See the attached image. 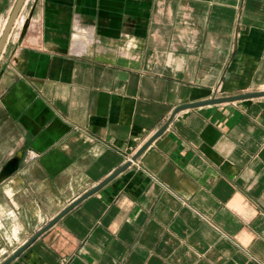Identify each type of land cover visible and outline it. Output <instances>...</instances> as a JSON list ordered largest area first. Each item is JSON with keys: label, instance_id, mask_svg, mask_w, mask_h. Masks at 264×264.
<instances>
[{"label": "crops", "instance_id": "obj_1", "mask_svg": "<svg viewBox=\"0 0 264 264\" xmlns=\"http://www.w3.org/2000/svg\"><path fill=\"white\" fill-rule=\"evenodd\" d=\"M15 3L0 0V35ZM31 11L0 56V170L22 152L0 182V264L179 104L264 89V0ZM9 264H264V96L179 111Z\"/></svg>", "mask_w": 264, "mask_h": 264}, {"label": "water", "instance_id": "obj_2", "mask_svg": "<svg viewBox=\"0 0 264 264\" xmlns=\"http://www.w3.org/2000/svg\"><path fill=\"white\" fill-rule=\"evenodd\" d=\"M26 0H16L10 15L8 16L5 26L0 35V56L2 51L7 43V40L12 32V29L16 23V20L20 16L22 7L24 6ZM33 11L30 12L29 16L25 19L22 29L20 32V36L23 37L30 25V20ZM264 96V89L262 90H253L249 92H242L238 94L232 95H224V96H214L205 100L193 101V102H186L179 104L176 106L168 120L148 139L144 144L140 146L136 150V152L131 156V158L125 162L122 166L112 172L109 176L105 179L100 181L98 184L81 194L78 198L73 200L70 204H68L65 208H63L58 214H56L45 226H43L38 232H36L31 238H29L22 246H20L13 254H11L4 262L1 264H9L12 260L18 257L28 246H30L42 233L48 230L52 225H54L61 217H63L68 211H70L73 207H75L78 203H80L83 199L88 197L89 195L95 193L99 189H101L104 185L110 182L114 177H116L120 172L127 169L133 161H135L145 150L146 148L159 136L161 135L169 126L170 122L172 121L173 117L181 110L197 107L205 104L211 103H224V102H232L240 99L252 98V97H260ZM22 160V152H17L14 156H12L1 168L0 170V182L4 179L8 178L12 174H14L21 163Z\"/></svg>", "mask_w": 264, "mask_h": 264}, {"label": "bare ground", "instance_id": "obj_3", "mask_svg": "<svg viewBox=\"0 0 264 264\" xmlns=\"http://www.w3.org/2000/svg\"><path fill=\"white\" fill-rule=\"evenodd\" d=\"M25 19H26L25 15H20V16L18 17V19L16 20V23H17L19 26H22L23 23H24V21H25ZM16 35H17V34H16Z\"/></svg>", "mask_w": 264, "mask_h": 264}, {"label": "rangeland", "instance_id": "obj_4", "mask_svg": "<svg viewBox=\"0 0 264 264\" xmlns=\"http://www.w3.org/2000/svg\"><path fill=\"white\" fill-rule=\"evenodd\" d=\"M28 9V8H27ZM28 11V10H27ZM264 87V86H263Z\"/></svg>", "mask_w": 264, "mask_h": 264}]
</instances>
